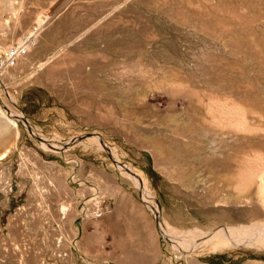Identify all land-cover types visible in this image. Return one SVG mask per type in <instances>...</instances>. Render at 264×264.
<instances>
[{"label": "rangeland", "instance_id": "1", "mask_svg": "<svg viewBox=\"0 0 264 264\" xmlns=\"http://www.w3.org/2000/svg\"><path fill=\"white\" fill-rule=\"evenodd\" d=\"M43 21L0 75V264H264L173 247L132 178L177 231L264 221V0H0V57Z\"/></svg>", "mask_w": 264, "mask_h": 264}, {"label": "bare ground", "instance_id": "2", "mask_svg": "<svg viewBox=\"0 0 264 264\" xmlns=\"http://www.w3.org/2000/svg\"><path fill=\"white\" fill-rule=\"evenodd\" d=\"M44 21L46 20L44 19ZM44 21L42 23H44ZM6 95L7 98L14 103V99L11 97V95ZM234 110L235 109L227 108L226 106H219L217 109V111L223 115L230 124L237 127H246V121L243 112L237 109L235 110L236 113L240 112L241 115H236ZM8 114L12 117H17L23 123L25 122L26 124L30 125L29 121L25 119L21 113L18 114L9 109ZM234 115H236V118H234ZM91 138L94 140V142H96L98 147L106 148L108 151H113V149L107 146V144L101 143L99 135L92 136ZM71 141L78 142L79 140L70 139L69 142ZM256 161L257 163L254 164V167L246 171V175H244L245 180L252 181L258 177L264 176V157L259 155L257 156ZM115 162L119 168L127 169L126 165L120 163L117 158H115ZM132 178L135 184L143 189L142 200L147 204L149 210L153 213L156 220L158 222L160 221L159 231L163 236L172 242L173 247L189 254L198 250H218L221 248L235 246L257 247L259 249L264 248V221H256L250 224H240L237 226L219 227L212 232H202L198 229L186 231H177L173 229L169 225L161 222V211L159 205H157L155 202L154 197L150 195L149 191L144 185V182L141 181V178L136 174L132 175ZM260 188L261 199L264 201V185H261ZM16 219L18 220V218Z\"/></svg>", "mask_w": 264, "mask_h": 264}, {"label": "built area", "instance_id": "3", "mask_svg": "<svg viewBox=\"0 0 264 264\" xmlns=\"http://www.w3.org/2000/svg\"><path fill=\"white\" fill-rule=\"evenodd\" d=\"M44 23H36L30 28L27 34L22 35L19 40L13 42L3 51V54L0 57V75L7 71V69L14 67L17 64L19 58L27 54L30 49L37 43L38 36L43 28Z\"/></svg>", "mask_w": 264, "mask_h": 264}, {"label": "water", "instance_id": "4", "mask_svg": "<svg viewBox=\"0 0 264 264\" xmlns=\"http://www.w3.org/2000/svg\"><path fill=\"white\" fill-rule=\"evenodd\" d=\"M87 136H88V135H83V136H80V137H76V138H74V140H81V139L86 138ZM99 137H100V141H101V143L105 144L104 141H103V139L101 138V136H99Z\"/></svg>", "mask_w": 264, "mask_h": 264}]
</instances>
